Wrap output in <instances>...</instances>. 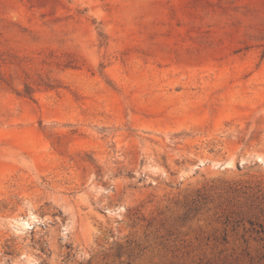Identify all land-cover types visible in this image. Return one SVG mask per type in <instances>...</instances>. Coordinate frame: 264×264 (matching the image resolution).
Masks as SVG:
<instances>
[{"label":"rangeland","instance_id":"374dc122","mask_svg":"<svg viewBox=\"0 0 264 264\" xmlns=\"http://www.w3.org/2000/svg\"><path fill=\"white\" fill-rule=\"evenodd\" d=\"M0 264H264V0H0Z\"/></svg>","mask_w":264,"mask_h":264}]
</instances>
